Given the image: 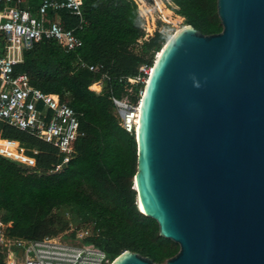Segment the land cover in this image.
<instances>
[{"label":"water","instance_id":"obj_1","mask_svg":"<svg viewBox=\"0 0 264 264\" xmlns=\"http://www.w3.org/2000/svg\"><path fill=\"white\" fill-rule=\"evenodd\" d=\"M216 4L222 30L172 34L140 97L133 184L179 245L164 264H264V0Z\"/></svg>","mask_w":264,"mask_h":264},{"label":"trees","instance_id":"obj_2","mask_svg":"<svg viewBox=\"0 0 264 264\" xmlns=\"http://www.w3.org/2000/svg\"><path fill=\"white\" fill-rule=\"evenodd\" d=\"M170 1L181 10L175 13L184 17V25L204 34L222 30L216 0ZM40 2L21 0L19 7L36 14ZM45 19H58L82 45L66 50L53 39H41L21 51L14 74L25 73L31 86L58 95L75 109L84 134L75 142L72 158L58 171H50L57 160L51 145L2 126L3 137L38 150L36 168L0 155V219L8 224L5 233L36 241L61 234L73 238L86 228L85 242L103 251L109 264L124 250L164 264L179 245L161 236L157 221L138 208L133 184L135 131L121 126L113 98L131 104L140 99L145 84L123 79L138 75L142 63L152 67L170 37L165 29L171 26L158 20L153 33L146 34L134 0H81L80 15L62 9L48 11ZM0 264H5L1 254Z\"/></svg>","mask_w":264,"mask_h":264},{"label":"built area","instance_id":"obj_3","mask_svg":"<svg viewBox=\"0 0 264 264\" xmlns=\"http://www.w3.org/2000/svg\"><path fill=\"white\" fill-rule=\"evenodd\" d=\"M134 1L144 13V1ZM20 3L21 0H0V155L36 168L38 150L17 139L3 137L2 126L8 125L51 145L57 160L49 170L58 171L72 158L75 142L84 134L79 128L78 113L58 95L31 86L28 76L14 74L13 68L20 60L21 51L32 48L41 39H53L64 44L66 50L79 48L82 41L71 29H64L58 19L47 23L45 15L62 9L80 15L81 0H41L36 14L20 8ZM80 65L86 66L84 62ZM88 68L98 70L93 65ZM150 71L151 66L142 63L138 66V75L123 80L145 84ZM139 101L131 104L113 98L120 124L127 131H135ZM6 225L0 219V254L5 264H109L103 251L85 246L89 235L86 228L77 230L70 238L72 242L64 240L63 235L27 241L7 235ZM23 243L27 245L25 256L7 260L6 249L18 252L16 245Z\"/></svg>","mask_w":264,"mask_h":264},{"label":"rangeland","instance_id":"obj_4","mask_svg":"<svg viewBox=\"0 0 264 264\" xmlns=\"http://www.w3.org/2000/svg\"><path fill=\"white\" fill-rule=\"evenodd\" d=\"M146 4L144 8V13L141 12L145 20V31L146 34H151L156 29L158 20L162 23L169 24L170 29H165L168 35H172L176 30L184 26V17L175 13V10L181 11L176 7L170 0H143ZM180 16V17H178ZM163 27V26H162ZM99 85L96 90H99ZM75 225L71 224L70 230L74 229ZM69 230V231H70ZM62 235V234H61ZM66 241L72 242L69 237H62ZM85 246L88 248H93L89 242H85Z\"/></svg>","mask_w":264,"mask_h":264},{"label":"bare ground","instance_id":"obj_5","mask_svg":"<svg viewBox=\"0 0 264 264\" xmlns=\"http://www.w3.org/2000/svg\"><path fill=\"white\" fill-rule=\"evenodd\" d=\"M183 27V26H182ZM181 27V28H182ZM180 29V28H179ZM178 29V30H179ZM176 30V31H178ZM175 31V32H176ZM174 32V33H175ZM173 33V34H174ZM139 107H140V102H139ZM139 109V108H138ZM139 112V110H138ZM138 117V116H137ZM137 117H136V124H135V129L137 128V125H138V120H137ZM16 248H19V251L18 252H14L12 249H9L7 248L6 251H5V257L6 259H21L25 256V251H26V248H27V245L25 243L21 244V245H16Z\"/></svg>","mask_w":264,"mask_h":264},{"label":"crops","instance_id":"obj_6","mask_svg":"<svg viewBox=\"0 0 264 264\" xmlns=\"http://www.w3.org/2000/svg\"><path fill=\"white\" fill-rule=\"evenodd\" d=\"M28 10V9H27ZM97 85V84H96Z\"/></svg>","mask_w":264,"mask_h":264}]
</instances>
